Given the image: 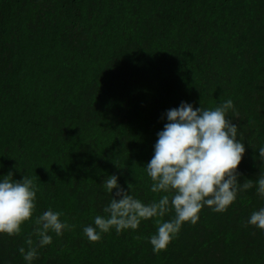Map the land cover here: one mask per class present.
Wrapping results in <instances>:
<instances>
[{"label": "trees", "instance_id": "trees-1", "mask_svg": "<svg viewBox=\"0 0 264 264\" xmlns=\"http://www.w3.org/2000/svg\"><path fill=\"white\" fill-rule=\"evenodd\" d=\"M228 99L245 145L238 182L253 187L222 213L205 206L158 254L156 218L89 242L83 228L106 215L109 176L145 204L164 195L146 164L167 110ZM260 147L264 0H0V179L11 171L38 189L20 234H0V264H27L19 249L49 208L75 227L49 232L31 264H264V230L247 224L264 207Z\"/></svg>", "mask_w": 264, "mask_h": 264}, {"label": "clouds", "instance_id": "clouds-1", "mask_svg": "<svg viewBox=\"0 0 264 264\" xmlns=\"http://www.w3.org/2000/svg\"><path fill=\"white\" fill-rule=\"evenodd\" d=\"M229 110L235 114L231 99L214 109H194L191 104L181 102L178 108L167 110V123L157 133L154 154L146 164L147 176L152 181L150 190L164 195L145 204L129 194L131 184L126 191L118 184L116 175L109 176L103 187L112 198L103 208L106 215L95 216L94 226L83 228L88 241L99 242L101 234L111 229L117 235L126 229L136 230L141 221L156 218L157 231L149 242L158 254L178 236L184 223L198 222L205 206L222 213L235 202L238 192L251 189L252 180L238 182L237 169L245 145L237 139L238 125L226 115ZM259 157L264 162V147L259 148ZM256 190L264 198V174L256 181ZM37 191L30 177L16 181L10 171L0 179V234H20L21 226L32 219ZM170 211L174 212V218L162 221ZM62 215L49 208L35 218L33 231L25 240L28 250L19 249L27 264L38 257L39 248L52 243L49 232L62 236L65 230L75 227L62 221ZM247 224L264 230V207L254 211ZM32 236L37 239L34 241Z\"/></svg>", "mask_w": 264, "mask_h": 264}]
</instances>
